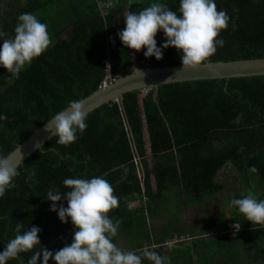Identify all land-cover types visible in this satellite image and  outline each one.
I'll return each instance as SVG.
<instances>
[{"label":"trees","instance_id":"trees-1","mask_svg":"<svg viewBox=\"0 0 264 264\" xmlns=\"http://www.w3.org/2000/svg\"><path fill=\"white\" fill-rule=\"evenodd\" d=\"M152 2L120 0L104 16L95 0H0V29L6 39L14 35L17 17L28 12L47 24L52 40L18 77L0 68V114L7 116L0 121V150L13 152L69 100L84 99L98 90L108 75H131L136 65L140 69L182 65L174 48L164 50L163 60L157 61L146 58L143 51L126 49L117 35L125 27V14ZM163 2L178 13L180 0ZM216 4L229 15L230 23L218 37L224 40L223 47L208 61L264 58V0H216ZM156 39L160 46L165 36L160 32ZM142 95L128 93L122 103L90 113L87 129L75 143L62 146L54 137L20 166L16 186L0 199V251L15 237L18 223L39 227V239L50 251L70 244L74 226L70 220L62 223L51 211L46 193L68 191L65 178L102 176L119 197L110 217L120 221L114 243L122 250L139 254L146 246L162 245L176 236H195L189 245L154 251L167 257V264H264V225L237 220L242 232L213 239L201 236L205 223L195 228L170 221L155 228L153 221L170 204V192L177 197L179 213L187 205L212 200L219 194L217 177L224 167L239 173L241 185L264 188V77L164 85L157 97L155 91L148 92L142 101L151 155ZM252 166L256 173L249 172ZM32 167L36 175L26 183ZM60 203L67 207L66 199ZM31 255L21 254L24 264ZM142 264L152 262L144 259Z\"/></svg>","mask_w":264,"mask_h":264},{"label":"clouds","instance_id":"clouds-1","mask_svg":"<svg viewBox=\"0 0 264 264\" xmlns=\"http://www.w3.org/2000/svg\"><path fill=\"white\" fill-rule=\"evenodd\" d=\"M123 23L125 27L117 35L126 49L136 53L143 51L146 58L162 61L164 50L174 48L180 53L182 68L188 70L203 65L216 54L218 47H223L224 40L218 37L228 28L230 17L224 10H218L216 0H180L178 13L163 0H153L139 12L125 14ZM160 32L165 40L158 46L156 38ZM5 36L0 29V68L16 77L52 44L47 24L28 12L17 17L14 35L7 39ZM136 70L138 75L133 77L144 76L142 71ZM6 119V115L0 114V121ZM87 119L86 101L72 99L47 123L54 125L57 143L70 146L86 131ZM22 160L20 144L8 154L0 150V199L16 186ZM249 172L256 173V167L249 168ZM35 175L36 169L32 167L25 182H31ZM63 186L68 191L49 190L45 197L62 223L71 221L72 242L55 252L50 251L39 239L42 231L39 227L25 228L18 223L15 237L0 251V264H8L10 260L24 264L21 254L29 252L32 255L27 264H50V261L54 264H142L144 259L152 264H167V257L151 250L155 245L144 247L138 254L124 251L114 243L120 221H114L110 213L119 206V197L104 177L65 178ZM65 199L67 207L60 203ZM227 206L237 209L253 225H264V200H258L254 191L230 200Z\"/></svg>","mask_w":264,"mask_h":264},{"label":"water","instance_id":"water-1","mask_svg":"<svg viewBox=\"0 0 264 264\" xmlns=\"http://www.w3.org/2000/svg\"><path fill=\"white\" fill-rule=\"evenodd\" d=\"M134 61L136 58L134 56ZM144 73V76L133 77L138 75L137 70L131 75L119 77L114 83L102 85L90 96L84 98L88 115L104 105L114 102L122 103L124 96L128 93L140 91L146 95L150 91L157 93L160 87L164 85L211 81V80H231L241 78L264 77V58L235 61H206L203 65L195 68L184 70L182 65L173 67H145L138 69ZM140 97L143 118L146 127V140L148 149L151 153L150 135L147 130L146 115L144 113L143 99ZM55 137L54 125L46 123L24 143L20 145L23 154L22 165L38 151H42L44 146ZM19 157V153H17ZM21 165V166H22Z\"/></svg>","mask_w":264,"mask_h":264},{"label":"rangeland","instance_id":"rangeland-1","mask_svg":"<svg viewBox=\"0 0 264 264\" xmlns=\"http://www.w3.org/2000/svg\"><path fill=\"white\" fill-rule=\"evenodd\" d=\"M136 69H139L137 65H136ZM142 96H144V94ZM150 161H151V166H152L151 156H150ZM227 172H230V171H227ZM226 175L227 177L229 176V174H226ZM238 177H240V175ZM241 177H242V180H244L243 178H245L246 176L243 175ZM260 186L261 185H258V184H251L250 187L247 184L241 185L239 181L237 180V185H235V188H234L233 178H232V185H231V182H229L227 183V185H225L226 188H222V186L221 187L219 186L220 189H222V191L219 192V194H217L212 200H205L200 205H195V204L187 205L186 207L183 208V211H181L180 213L177 211V207H176V205L178 204L177 197L176 195L172 194V192H170L167 194L168 197H170V201H169L170 204L168 206L166 205L162 207L163 211L161 213V217L159 216L158 218L153 220L154 226L155 228H161L163 225L167 224L170 221H180L184 225H187L190 227L193 226L195 228H201L202 224L205 223L207 225L205 228L206 231L204 232L210 233L209 231L211 230L217 231L218 229H223L227 226L234 227L235 222L237 220L242 221L244 225H253L251 222H248L245 219V217L241 213H239L237 209L229 208L227 205L230 199L231 200L234 198L238 199L243 196H246L250 190L255 192L256 198H258V200H264V196L263 198H261L260 196H257V193H256V191H259V193L264 195V188L260 190L259 189ZM229 187H232V188H229ZM173 193H175V191H173ZM165 208L167 209L169 208L171 211L167 212ZM197 210L201 212L203 211V213L206 212V214L200 217L203 220L198 219ZM208 238L214 239V237H211V236H209ZM185 244L189 245V242Z\"/></svg>","mask_w":264,"mask_h":264},{"label":"built area","instance_id":"built-area-1","mask_svg":"<svg viewBox=\"0 0 264 264\" xmlns=\"http://www.w3.org/2000/svg\"><path fill=\"white\" fill-rule=\"evenodd\" d=\"M100 11L102 12V14L105 16L109 10L113 9L116 4H118V2L120 0H95ZM109 74H111V72L109 71ZM119 77H113L111 75H108L107 78L105 79L103 85H107V84H112L114 83ZM244 229L242 228V226L240 224H235L234 227L228 229L227 231L225 232H219V231H216V230H211L209 231L210 233H204L203 235H201L202 237H205V238H208L209 236L211 237H222L224 236L225 234H229L230 236H235L236 234L242 232ZM213 232V233H211ZM195 238V236H181V237H174L173 239H170L169 241H167L166 243L162 244V245H156L154 244L156 247L155 248H151V246H147L149 248H151V250H155L156 248H160V247H163V248H168L169 245H178V244H181V243H187V242H192Z\"/></svg>","mask_w":264,"mask_h":264},{"label":"crops","instance_id":"crops-1","mask_svg":"<svg viewBox=\"0 0 264 264\" xmlns=\"http://www.w3.org/2000/svg\"><path fill=\"white\" fill-rule=\"evenodd\" d=\"M147 147H148V145H147ZM150 153V152H149ZM151 154V153H150ZM227 171H230V172H227ZM226 174H229V176L227 177V175ZM238 172L234 169V168H232V167H229V168H227V167H224V169L219 173V175H218V177H217V184H218V186H222V188H226L225 187V185H227V183H229V182H231V185H232V178H233V186H234V188H235V185H237V180H238ZM228 178V179H227ZM221 184V185H220ZM219 187V188H220ZM229 188H232V187H229ZM235 190V189H234ZM222 191V189H220V191L219 192H221ZM260 195H262V196H264L263 194H261L260 193ZM204 214H206V212L205 213H203V211L201 212V211H198L197 210V216H198V219H201L200 217L202 216V215H204ZM201 220H203V219H201ZM201 222V221H200ZM227 228L229 229V228H232V227H230V226H227ZM227 229V230H228ZM251 231H253V230H251Z\"/></svg>","mask_w":264,"mask_h":264}]
</instances>
